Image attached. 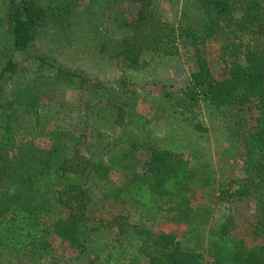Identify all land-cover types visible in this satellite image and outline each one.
<instances>
[{
	"label": "trees",
	"instance_id": "16d2710c",
	"mask_svg": "<svg viewBox=\"0 0 264 264\" xmlns=\"http://www.w3.org/2000/svg\"><path fill=\"white\" fill-rule=\"evenodd\" d=\"M66 1L48 9L40 0H0V84L20 72L16 52L23 61L38 63L36 75L0 101V252L17 264H36L47 258L57 237L75 251L67 260L71 264H206V258L214 264H264V0H181L175 20L165 16L159 0H125L107 21L103 13L92 21L105 27L100 52L124 71L117 80L120 90L136 94L126 70L189 50L195 69L176 102L183 113L198 105L257 108L249 128L237 125L250 174L218 182L210 171L202 182L218 184L220 199H254L255 243L249 247L227 236L235 227L230 218L212 231L205 251L186 248L176 233L156 232L126 214H96L100 204L113 201L137 204L151 214L165 198L168 210L188 224V183L203 165L196 170L190 160L148 141L108 142L99 151L85 150L76 134L101 138L103 129H123L128 112L114 97L90 101L94 93H111L109 81L36 56L35 43L49 16L56 24L66 20ZM211 42L220 45V76L205 49ZM62 83L80 92L78 103L47 100V93ZM39 138L48 143L45 151L36 145ZM104 252L110 262L99 259Z\"/></svg>",
	"mask_w": 264,
	"mask_h": 264
},
{
	"label": "rangeland",
	"instance_id": "374dc122",
	"mask_svg": "<svg viewBox=\"0 0 264 264\" xmlns=\"http://www.w3.org/2000/svg\"><path fill=\"white\" fill-rule=\"evenodd\" d=\"M40 1L48 9L62 2V0ZM124 1L63 2L64 7H70L66 20L56 24L55 19L49 16L35 43L36 56L45 55L51 62H57L90 77L109 81L108 86L114 88L111 93L107 91L94 93L90 101L95 103L114 97L116 102L126 108L128 118L123 129H103L101 138L93 137L91 133L75 135L76 138H80L87 152L99 151L108 142L126 145L131 140L148 141L173 150L190 160L196 170L200 165L203 166L197 177L188 183L192 203L191 222L188 224H181L176 211L168 210L170 205L165 198L151 214L137 204L118 201L100 204L96 214L100 212L103 216L113 213L126 214L131 221L156 232L176 233L186 248L191 247L199 251H205L206 241L212 231L221 230L222 226L233 218L235 227L230 228L227 236L232 240H244L249 247L253 246L255 239L251 233V226L254 218V199L247 197H235L231 201L220 199L218 184L207 186L202 182L210 171L218 182L223 180L229 182L250 174L251 168L243 152L242 137H237L239 130L237 125L249 128L253 124V113L257 108L252 106V111L249 109L234 111L216 110L198 105L188 110L186 114L183 113L182 106L177 105V107L176 102L182 96L181 90L189 85L190 73L195 69V61L188 53L189 50H183L178 57L168 60L151 59L141 70H126V76L136 84V94L120 90L117 80L124 71L117 66L116 61L110 58L109 54L100 52V46L107 40L103 31L105 27L103 24L95 26L92 21L95 16L102 13L106 15L104 19L107 21L113 10L123 8ZM159 5L169 20H175L182 2L159 0ZM107 45L110 49H114L111 42ZM219 47L217 42H211L205 48L216 76H220L223 71V65L218 57ZM15 58L22 62L20 72L14 76V79L0 84V101L6 100L19 85L36 75L38 68L36 60L23 61L21 52H16ZM80 96L74 85L62 83L47 93V100L76 104ZM36 145L39 150L45 151L48 143L45 139L39 138L36 140ZM56 209L61 212L60 207ZM46 219L52 222V219L47 217ZM60 241V238L56 237L47 258L39 260L36 264H71L67 260L76 253L62 246ZM107 255L108 253L104 252L99 259L110 262L111 259ZM17 263V259L13 256L0 252V264ZM206 264L214 263L206 258Z\"/></svg>",
	"mask_w": 264,
	"mask_h": 264
}]
</instances>
